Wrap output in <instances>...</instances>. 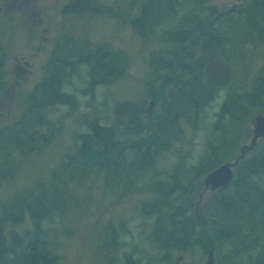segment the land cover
Masks as SVG:
<instances>
[{
  "label": "trees",
  "instance_id": "obj_1",
  "mask_svg": "<svg viewBox=\"0 0 264 264\" xmlns=\"http://www.w3.org/2000/svg\"><path fill=\"white\" fill-rule=\"evenodd\" d=\"M133 24L147 52L148 80L154 89L159 83L165 89L158 97L152 89L157 110L146 122L145 107L125 102L115 107L114 123L103 124L97 114L84 118L88 130L75 134V150L49 175L35 179L47 172L33 165L32 185L17 189L11 200L0 197V264H62L51 224L71 211L80 213L94 174L104 175L102 196L111 204L149 196L136 210L152 220L151 264H176L178 254L202 261L211 250L214 264H264V140L240 162L233 181L212 193L202 213L193 211L198 185L241 154L251 117L264 114V0L224 11L216 0H146ZM67 44L54 51L16 134L0 142V188L18 180L25 157L53 147L60 126L51 110L77 106L65 83L79 74L81 64L92 87L122 78L128 67L125 56L108 45ZM213 58L232 71L225 86L205 76ZM221 97L212 120L207 108ZM191 131L203 134L195 156ZM204 197L199 193L198 202ZM26 221L28 230H16ZM114 226L101 239L94 264H112L121 250ZM126 258V264H144L133 254Z\"/></svg>",
  "mask_w": 264,
  "mask_h": 264
},
{
  "label": "rangeland",
  "instance_id": "obj_2",
  "mask_svg": "<svg viewBox=\"0 0 264 264\" xmlns=\"http://www.w3.org/2000/svg\"><path fill=\"white\" fill-rule=\"evenodd\" d=\"M20 1L0 0V142L2 141V144H6L5 136L12 133L10 136H13L14 132L16 134L20 121L24 117L28 98L44 79L47 65L57 47V50H60L67 41L85 44L92 47L90 49L108 45L113 52L116 51L125 56L128 67L122 78L92 87L86 65H80L79 74L74 75L70 82L65 83L66 92L73 93L77 97V106L59 105L51 110L54 116L51 117L60 126V134L53 147L42 150L41 154L38 151L35 152L36 157L32 155L25 157L26 162L23 164L25 163L26 167L18 180L0 188V197L10 200L17 189L32 185L39 176L49 175L61 159L75 150L78 144L75 134L88 130L85 123L88 119L84 120V118H91L97 114L101 116L103 124L114 123L116 121L115 107L125 102L145 107L146 122L157 110L156 97L151 96L154 85L148 80L145 63L147 52L143 51L142 40L135 33L133 24V20L140 13L142 1H135L136 7L129 11L133 0H119L121 3H114L112 0H87L89 13L86 11L87 5L79 4L81 11L74 14L71 11L65 13L69 0H29L23 5L22 15L18 14L21 11L19 6L22 5ZM250 1L216 0V4L221 11H224V9L246 5ZM29 4L33 11L41 12V19L33 12L32 14L25 13V8ZM68 36H71L72 40H69ZM115 56L119 55L115 53ZM119 58L122 59L121 56ZM109 59L114 60L113 57ZM20 63L24 67H27L29 63L31 73L21 74L18 69ZM160 86L159 83L154 89L157 97L165 91ZM224 93L225 91H222V96ZM161 98L162 95L158 99ZM222 100V97L215 100L207 108L212 120L215 113L219 111ZM257 115L260 114L253 115L248 123L250 130L248 137L243 141L244 144L250 142L254 119ZM190 140L195 147L192 154L195 156L200 151L203 134L197 132L195 135V132L191 131ZM14 156L15 162H21L22 158L18 152ZM33 165L43 168L42 172L46 169L47 174L40 172L34 180H29L32 177ZM92 176L94 179L89 177L91 179L89 180L91 184L93 183V188L88 191L91 195L90 198L83 200L80 213L76 214L71 211L65 218H56L51 224V234L58 243L62 264H94L95 253L99 254L100 251L101 239L103 236L106 237L110 226L114 224H117V227L114 226L112 229L118 230L119 240L122 241L123 246L115 259L112 258V264H126V256L129 254H133L136 259H141L144 264H151V258L155 252L150 239L152 220L139 215L136 210V207L149 196L136 195L111 204L113 200L102 196L104 175L94 174ZM204 190V183L201 181L194 199V204L196 203L193 208L194 213H202L212 196L213 192H204ZM201 192L205 195L202 203L198 202V194ZM81 193L85 195L86 190ZM22 204L25 205V202ZM19 208L20 206L17 207ZM30 227L29 221L15 226L16 230L21 233ZM179 256L178 254L175 258ZM206 261V257L202 261L196 258H184L180 264H198L199 262H201L199 264H205Z\"/></svg>",
  "mask_w": 264,
  "mask_h": 264
},
{
  "label": "water",
  "instance_id": "obj_3",
  "mask_svg": "<svg viewBox=\"0 0 264 264\" xmlns=\"http://www.w3.org/2000/svg\"><path fill=\"white\" fill-rule=\"evenodd\" d=\"M206 78L215 85L225 86L232 78V71L220 58L211 59L205 66ZM154 105V102L151 103ZM252 137L248 144L241 146V154L232 161L220 165L218 168L207 174L204 178V186L206 190L215 192L221 188L228 186L235 177V170L240 162L246 157L249 152L256 149L259 142L264 139V114L255 117ZM183 259V256L178 258V262ZM214 250H211L205 264H214Z\"/></svg>",
  "mask_w": 264,
  "mask_h": 264
},
{
  "label": "flooded vegetation",
  "instance_id": "obj_4",
  "mask_svg": "<svg viewBox=\"0 0 264 264\" xmlns=\"http://www.w3.org/2000/svg\"><path fill=\"white\" fill-rule=\"evenodd\" d=\"M28 1L29 0H21L20 1V3H22V5H20L19 6V8H20V10L21 11H19L18 12V14H21L22 15V13H23V11H24V9H23V5H25L26 3H28ZM111 1V0H110ZM114 3L116 2V3H121V2H119V0H112ZM133 1H135V0H133ZM138 1H142V2H144V1H146V0H138ZM68 5L66 6V8H65V13H70V11H71V13H74V14H76V13H78V12H80L81 11V5H79V4H82V5H87V13H89L88 11L90 10L89 9V6H88V4H86L87 3V0L85 1V0H69L68 1ZM28 8V9H27ZM29 13V14H32V12L34 13V15H36V16H39V18L41 19V17H40V13L41 12H36V11H33L32 9H31V5L29 4V5H27V7L25 8V13ZM40 24H41V20H40V22H39ZM69 37V40L71 39L72 40V37L71 36H68ZM68 43V44H67ZM66 44L69 46V45H71V46H69V47H72L73 46V44H74V42H72L71 43V41L69 42V41H67L66 42ZM65 44V45H66ZM57 49V48H56ZM18 69H19V71H20V73L21 74H30L31 72L29 71V63H27V67H24V65L22 64V63H20L19 65H18Z\"/></svg>",
  "mask_w": 264,
  "mask_h": 264
},
{
  "label": "bare ground",
  "instance_id": "obj_5",
  "mask_svg": "<svg viewBox=\"0 0 264 264\" xmlns=\"http://www.w3.org/2000/svg\"><path fill=\"white\" fill-rule=\"evenodd\" d=\"M86 1V0H85ZM87 7V6H86ZM77 42V41H76ZM84 43V42H83ZM74 45V44H73ZM82 45V44H81ZM82 47V46H81ZM84 47V46H83ZM116 78V77H115ZM69 88V87H68ZM68 91H70V90H68ZM106 93H107V91H106ZM108 94V93H107ZM110 96V95H109ZM112 96V95H111ZM115 100H117L116 98H115ZM115 100H114V102H115ZM153 102V101H152ZM202 131V130H201ZM235 132V131H234ZM233 134V133H232ZM198 147V146H197ZM191 159V158H190ZM127 232V231H126ZM119 233V232H118ZM125 234V233H124ZM123 234V235H124ZM129 235V234H128ZM128 244V243H127ZM125 245V244H124ZM140 245V244H139ZM152 249V248H151ZM137 250V249H136ZM135 251V250H134ZM180 256H183V259H184V255H180ZM179 256V257H180ZM178 257V258H179ZM178 258L176 259L177 260V262H176V264H180V262L183 260V259H181L179 262H178ZM156 261V260H155ZM147 263V262H146ZM167 263V262H166ZM154 264V263H153Z\"/></svg>",
  "mask_w": 264,
  "mask_h": 264
}]
</instances>
